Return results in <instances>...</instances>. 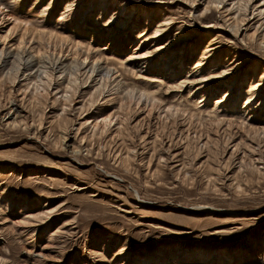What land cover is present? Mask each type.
I'll return each instance as SVG.
<instances>
[{
	"label": "rangeland",
	"instance_id": "1",
	"mask_svg": "<svg viewBox=\"0 0 264 264\" xmlns=\"http://www.w3.org/2000/svg\"><path fill=\"white\" fill-rule=\"evenodd\" d=\"M2 48L0 264H264V0H0Z\"/></svg>",
	"mask_w": 264,
	"mask_h": 264
},
{
	"label": "bare ground",
	"instance_id": "2",
	"mask_svg": "<svg viewBox=\"0 0 264 264\" xmlns=\"http://www.w3.org/2000/svg\"><path fill=\"white\" fill-rule=\"evenodd\" d=\"M74 1H76V0H74ZM53 2V1H52ZM52 2H50L49 3V5L52 3ZM122 5L124 6V3H122ZM71 6H72V4H71V2L69 3L68 2V4H67V8H66V12H69L70 10H72V8H71ZM50 7V6H49ZM49 7L48 8H45L44 10H43V12H47L48 10H49ZM162 25V24H161ZM166 28V27H165ZM162 27H158V28H156V30L152 33V34H150L148 37H146L144 40H148V39H156V38H158V37H161L162 35H164L163 34V32H162ZM142 43V42H141ZM172 44H171V42H167V43H160V44H158L156 47H157V49L156 50H163V49H166L167 47H170ZM218 47H220L219 45L218 46H216V44H208L207 45V47H206V49H205V51H204V54L205 55H203L202 56V58L201 59H199V60H197L196 62H195V65H194V68H197L198 67V69L196 70V71H194L193 73H198V75H200L199 77H200V82H205V81H211L210 79H212V78H215V79H220L219 77L220 76H214V75H205L204 73H205V71H206V66L208 65V63H210L209 61H208V59H209V57H211V56H213V55H215V49L216 48H218ZM20 52H12V51H8L7 49L6 50H4L3 48L0 50V62L2 61V62H5V63H9L8 61H9V58L11 59V57L12 58H14L15 60H18L19 61V64H23V62H24V65H27L28 67V69H32V68H37V71H35V72H37V73H39V75L41 74V73H47V71H48V69L49 68H47V66L45 65V62L44 61H39V63H35L36 61L35 60H33V56L31 57L30 56V58H28L27 57V55H24V54H22L23 52H21L20 54H19ZM25 53H27V52H25ZM135 53V54H134ZM133 54H131L130 56H128V59H132L133 57H148V56H150L151 54L149 53V54H147V55H136V53L137 52H134ZM24 55V56H23ZM27 58V59H26ZM34 59H36V58H34ZM43 59V58H42ZM86 57L83 59V60H76V62H77V64H75V63H73V65L75 64V66H73V68H75V70H80V68L82 67H84V65H85V63H86ZM73 61V60H72ZM143 61V60H142ZM145 62L147 63L148 62V59H145ZM161 62V61H160ZM174 60H168V61H164L163 62V65L165 66V67H167L168 68V70L171 68V67H173V65H174ZM132 63H136V64H134V66H132V67H137V68H139L140 67V70L141 69H143V68H141V66L139 65V62L138 61H134V62H132ZM141 63V62H140ZM145 63V64H146ZM1 64V63H0ZM56 64V63H55ZM60 64H62V61H59L58 63H57V65H56V67H58V65H60ZM128 64V63H127ZM149 65V64H148ZM89 66V67H88ZM88 66L86 65L85 67L87 68L86 69V72H90L89 74L91 75V74H93V73H95L96 75H99V76H101V78H103V77H110V74H111V72L113 71L112 69H114V68H110V67H105V66H102L101 64H99V63H96L95 61H92L91 63H89L88 64ZM145 66V65H144ZM20 68V65L18 66V68L17 69H19ZM25 68H26V66H25ZM26 68V69H27ZM131 69V68H130ZM63 71V70H62ZM35 74V73H34ZM195 82V81H194ZM198 82V81H197ZM231 88L232 87H230L229 88V90H227V92H225V94H224V97L221 99V101L220 102H218L219 103V105H220V103H224V102H227L229 99L227 98L228 97V95H230V90H231ZM253 89H254V87L253 86H251V88H250V92H248V93H250L249 95H247L246 96V104H247V106L249 107V108H251L252 110L253 109H257V108H259L260 106H262L263 105V101H261L260 103H258V106H256L255 104H257V103H255V100H256V98L257 97H255V98H253L254 97V95H255V92L253 91ZM142 96L143 95H141L140 97H141V99H142ZM146 101H148V100H151V101H155L156 99H155V97H149V96H146ZM235 101V100H234ZM216 105H218V104H216ZM246 106V107H247ZM217 107V106H216ZM264 108V107H263ZM217 110L218 109H220L219 107L218 108H216ZM227 109H229V108H227ZM219 113V112H218ZM251 113V112H250Z\"/></svg>",
	"mask_w": 264,
	"mask_h": 264
}]
</instances>
